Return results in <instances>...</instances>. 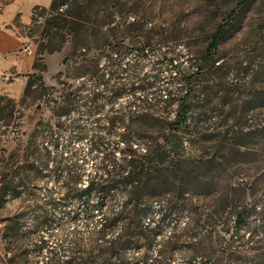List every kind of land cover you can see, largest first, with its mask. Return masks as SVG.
Here are the masks:
<instances>
[{"label":"rangeland","instance_id":"obj_1","mask_svg":"<svg viewBox=\"0 0 264 264\" xmlns=\"http://www.w3.org/2000/svg\"><path fill=\"white\" fill-rule=\"evenodd\" d=\"M13 2L0 0V15L14 11ZM63 4L74 18L66 17L68 24L60 30L51 24L58 13H50L49 7H35L27 27L19 18L11 21L14 31L31 36L37 51L48 41L59 49L41 50L36 71L4 76L6 82L24 77L30 87L25 85L16 97L0 94V186L3 173L11 183L0 196V264L106 262L109 243L91 236L92 224L82 216L72 218L79 207L65 198L62 179L48 172L52 161L36 178L30 163L46 148L51 150L50 132L63 131L62 141L77 133L85 137L75 146L85 153L86 183L105 154L120 160V135L128 128L138 131L137 113L148 115L143 128L159 125L161 193L159 204L147 212L153 221L159 220V231L169 234L174 225L185 226L189 235L196 224L210 222L196 214L198 208L206 215L224 206V198L233 205L264 207V0ZM220 26L224 34L209 51ZM45 31L63 34L65 42ZM184 111L185 122L179 124ZM38 121L43 132L32 154L26 147ZM174 122L179 138L169 135ZM163 134L170 139L164 141ZM93 139L103 142L106 151L89 154ZM133 148L143 151L137 142ZM161 159L168 162L161 164ZM165 175H172L171 184L165 183ZM175 189L186 196L176 197ZM49 198L56 203L50 205ZM126 212L133 211L129 207ZM47 219L52 221L48 228L42 225ZM187 235L169 243L159 240L149 250L132 243L125 258L130 264H195L194 242ZM209 246L205 238L197 250L204 253Z\"/></svg>","mask_w":264,"mask_h":264},{"label":"trees","instance_id":"obj_2","mask_svg":"<svg viewBox=\"0 0 264 264\" xmlns=\"http://www.w3.org/2000/svg\"><path fill=\"white\" fill-rule=\"evenodd\" d=\"M63 2L64 0H51L49 5L50 13H58L51 20V24L59 30L68 24L66 17L74 18L71 9L67 7L64 9ZM76 7L77 11L81 12V6L77 5ZM78 16L80 15L78 14ZM32 19L33 17H31ZM23 26L27 27V25ZM45 34L53 38L58 37L62 42H65L63 34L49 33L48 31H45ZM223 34L224 28L218 27L211 37L209 51L216 49ZM25 36L31 38L27 34ZM58 49L59 46L48 41L38 50V55L42 56L41 50L53 53ZM33 70H37L35 66H33ZM38 80L41 87H44L42 78L39 77ZM29 87L30 83L28 82L26 89ZM2 111L0 110V119L3 118ZM137 114L141 118V123H139L141 126L138 127V131L128 128L120 135V142L123 143V147L120 149V160L114 161L115 159H112L110 153L105 154V157H101L94 164L93 171L86 176V183L82 184L85 153H82L83 150L79 145L75 146V143L82 141L85 137L79 136L77 133L69 135L62 141L63 138L60 134L63 131L59 134L50 132L48 144L51 150L45 147L47 150L45 154L34 157L30 163L36 178L43 170H47L50 160L52 161L48 172L55 175L56 180L62 179L66 188L65 198L76 203L79 207L78 212L72 214V218L77 215L82 216L85 222L92 224L90 235L96 236L101 242L109 243L108 254H105L106 262L103 261L102 264H130L125 258V252L131 249L132 243H141V246H146V249L149 250L152 246L159 245V240L169 243L171 239H180L188 232L187 227L174 225L177 228L175 229L174 226L171 228L172 231L175 230L174 232L162 233L163 231H159V220L153 221V217H149L147 213L151 207L159 204V194L161 193L159 192V125L156 127L157 129L155 127L143 128L148 115ZM59 116L60 114L57 113L56 117L59 118ZM184 116L185 111L182 118H179L181 120L178 122L179 124L185 122ZM11 117L12 113L9 115V118ZM178 123L174 122V125ZM42 127V121H38L29 135V144L26 150L31 148L32 154L34 153L35 140L43 132ZM172 130L169 135L179 138V127L176 125ZM161 138L164 141L170 139L168 135L164 134ZM134 142H137L138 147L143 148V151L133 148ZM104 145L97 139L90 140L89 154L106 151ZM170 154L174 157L176 153L171 152ZM160 162L162 164L168 161L161 159ZM163 177L167 184H171L174 180L172 175ZM1 180L3 183L0 186V196L6 190L11 189V183L7 179L6 173L1 175ZM170 180L171 182H169ZM172 192L178 198L186 196V192L183 190L176 191L175 189ZM223 201L224 206L206 215L203 214L202 208H198L197 213L195 211L198 216L210 219V222H206L204 225L196 224L197 227L190 229L189 235H187L194 242L195 264H264V207H259L256 204L233 205L228 198H224ZM48 203L54 205L56 201L49 198ZM129 207L133 211L131 214L126 212ZM254 215L255 220L252 221L251 218ZM96 216H98L97 219H95ZM229 216L230 220L223 225L221 220L227 219ZM180 218L183 217L180 216ZM152 223L154 226L150 227ZM42 225L48 228L52 225V221L47 219L42 222ZM205 238L210 246L207 252L200 253L197 250V245ZM42 248L40 246L38 251L41 252Z\"/></svg>","mask_w":264,"mask_h":264},{"label":"crops","instance_id":"obj_3","mask_svg":"<svg viewBox=\"0 0 264 264\" xmlns=\"http://www.w3.org/2000/svg\"><path fill=\"white\" fill-rule=\"evenodd\" d=\"M51 0H14V11L0 15V94L16 97L25 88L24 77L6 82L4 76L23 75L32 72L37 48L29 42V38L10 26L16 17L21 24L27 25L35 6L49 7Z\"/></svg>","mask_w":264,"mask_h":264}]
</instances>
